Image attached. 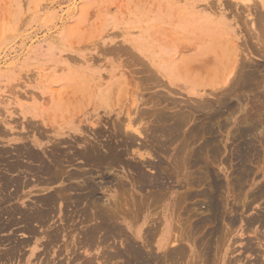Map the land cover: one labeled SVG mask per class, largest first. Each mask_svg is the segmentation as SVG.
I'll list each match as a JSON object with an SVG mask.
<instances>
[{
  "label": "rangeland",
  "instance_id": "obj_1",
  "mask_svg": "<svg viewBox=\"0 0 264 264\" xmlns=\"http://www.w3.org/2000/svg\"><path fill=\"white\" fill-rule=\"evenodd\" d=\"M262 13H264V0H0V129H2V132L0 131V149L6 151L7 153L10 147L11 149L14 148V142L6 143L7 140L9 138L19 137L21 135L18 133H23V135L25 134V136H28L29 139H35L40 144L39 147L34 145L36 147L34 148H38L36 151H38L39 153L41 152L40 154L47 161H49L48 157L50 153L52 151L54 153L56 152L57 155L55 158H58L59 162H61L58 165L59 169L61 170L62 167H64L62 169L64 171L70 170L69 173H78L79 176L77 179H79L81 182L84 180L85 182L87 181L88 183H90V185L92 184L91 187L95 192L94 195L95 197L97 196V199L95 198L96 200H93L95 201L94 204H96L95 209H97V211L101 213L104 211V209L106 210L109 208L107 212L104 211V213L101 214H103V216L105 214L108 215L107 217L105 215V218H115L116 220H111L115 225H119L121 223V226L117 227L119 229L121 228L122 232L124 231V229H126L123 232L124 235L130 237L129 239L131 241L133 240L132 243L134 241L136 243L138 242L137 246L136 243H134V245L140 250L143 249V247L139 244H143L144 241L138 238L137 235L141 231L144 232L145 229L148 230L151 225L153 226V224H151L152 222L150 223V226L149 224L147 225V223L155 218L156 221H153V223H155L153 227L158 226L159 229H157L158 231L156 230V235L153 234V236L155 235L154 241L150 238L149 240H152V243L150 242V245H152L153 247V253L155 254L157 252V254L159 253V256L161 255L160 251H155V247L160 230L164 226L166 219H168V223L171 224V230L173 229V227L176 228V225L179 226V229L178 227L176 229L180 231L173 229L172 233H174L175 235H182V239L185 238V241L183 240L181 242L178 241L177 243H175L176 245L179 243L183 250L185 249L186 251H188L187 253L186 251L184 252L183 255L184 257L186 255V257L181 259L180 264H187L188 262H191V255H194L193 257L195 259V251L200 252L199 250H201V248L205 246L204 243L208 240H211L208 241L209 248H213V251L208 248V251H211L209 255V257L211 256V258H208V256L206 257L201 254L204 251L202 249L200 254L203 255L202 257H204V260L203 258L199 259L196 256L197 259H195V264H202V260L204 262L207 261L209 264H223L227 259L228 264H231L229 262L231 260L233 261L234 259L238 261H236V263H233L235 261L234 260L232 262L233 264H244L246 262H249L250 264H261L262 262L263 264L264 228H262L256 221L257 219H261L260 214L264 215V16L262 15ZM256 22H258V24ZM252 23H254L253 26ZM259 36L261 39L259 38ZM166 39L169 40L166 41ZM164 41H169L170 44L164 43ZM172 43L174 44V46L172 45ZM227 45H232L235 50L237 49V52L234 51L233 55ZM177 46L180 47L179 50ZM121 48H128L130 51H132V53L141 57L142 52L151 59H157L158 57L163 56L168 59L174 58L175 60L179 58L178 55H175V52H177L178 50V52H180L181 54L179 56L191 57L190 60L194 62L196 60V63H193L194 66H192L193 74L185 77V80L187 82L184 83L188 86L186 88L187 90L182 88L183 82H180L179 84V86L181 85V87L170 86V88L172 87L171 89H167L163 86L157 87L155 89L148 88L147 84L144 83L140 74L136 73L137 71L135 72L136 67L127 65L126 60H128V55H126ZM115 49L117 50V52H115ZM118 50H120L121 52ZM175 56L177 58H175ZM197 57L199 60L197 59ZM231 57L232 59L228 61ZM236 61H239V63H236ZM221 62H223L222 65H220ZM233 63L237 64L236 67H238L239 64L240 69L242 66H244L242 68L244 70H247L249 73L247 72L246 74V71H244V78H239V81L237 80V76L236 80L232 81V85H229V82L226 85H222L221 83H219L221 79H218V75L223 71L222 66L230 67L231 65H234ZM91 69L100 73L102 76H105L103 78H106V75L112 72L115 74L116 79H122V83H118V87L120 88L118 89L119 98H117L114 102V106H111V109H113L114 111L109 114H105V111L103 109H98V107L96 112L93 110L94 102H92L87 92L89 83L86 80L78 77L79 73L84 74V77L86 78V75L89 74ZM240 69L238 67V70ZM247 75L249 77L251 76V78H249ZM246 76L249 80H251H247L245 82L246 85H241V83L246 80ZM190 84L200 86L198 88L200 90V95H202V93L204 92L201 91L203 90L202 88H204L206 92L201 98L195 97V95H190L188 93V91H190ZM213 87H219V89L212 92L211 90L214 89ZM172 89H174V92L172 91L173 93L171 92ZM152 93H159L160 95L166 96L168 99H175L177 100V102L182 101L181 103L179 102V106H177L175 109L169 110L168 112L176 111L178 109L181 110L183 108L184 109L182 111H185V108L188 109L189 107L192 113L195 112L194 114H191L190 117L193 116V118H190L189 120V126L192 129L188 130L187 126H185L186 129L184 127L183 130L185 129V131L187 130V132L189 131V133L192 130V132L189 134L191 137L193 132L195 131L193 137L197 138V140H193L194 138L191 137L188 140V133H184H186L187 137L185 138L187 142L193 140V142L190 143H194V141H196L195 143L198 146H196L195 143L194 145L190 144L192 147L191 148L189 144H186L187 142L185 138H183L185 140L184 143H180L179 145V147L182 145L184 150L182 148H177V144L181 142L182 138H180L181 140H179V142L177 141V139L175 142H166L168 145L165 143V141H167V138L165 135L164 136L166 139L162 137V135L160 134L161 131L158 127L160 125H158V122L153 121L154 117H152L151 114L152 112L154 113L155 109H161L165 105V103L162 104V107L160 106L161 108L157 107V105V108H155V105L153 106L154 102L149 99ZM131 98L133 99L132 102L130 100ZM219 98L223 100L220 101ZM185 99H187L188 102ZM196 99H199L197 100L199 101V103H205H203L205 105V109L201 108L203 110L200 109V111L195 109L197 112L193 110V106L197 102L194 101ZM191 100H193L194 103ZM133 102H135V105L132 107ZM208 102H211L212 105L214 104L215 108H217L218 110L216 109L217 111H214V106L213 110L211 103L208 104ZM220 102H222V104ZM185 104H192L193 106L191 105L188 107V105L185 106ZM203 104L200 106L202 107ZM138 105H140V108L146 110L145 112H147L148 116L144 121L141 122L146 123L145 127H148L147 129L149 131H145L147 133L143 132L142 136L140 137L134 134V137H136L137 139L134 138V145H128L129 148H127V150V146L122 141V136H124L123 132L120 133V136L123 134L121 136V140L120 136H117L116 133H118V130L120 131L121 129L118 126L119 123H124V121L126 123L127 118L125 117L127 115L124 114L126 112L125 108H130L126 113L130 114L129 117H133L134 112L136 111L135 107ZM208 105L211 107H208ZM206 106L209 110H206ZM117 107L118 109H116ZM211 108L216 113H213V111L210 110ZM206 111H208L207 113L211 114L206 115ZM116 112L119 113L116 114ZM122 114H124L125 117ZM2 121L14 127V134L8 131V128L2 124ZM69 123H72L74 127H80L81 129H83L82 132L70 133L71 135L69 134V137L67 134L61 136L51 131V129L54 127ZM115 123H118L116 127L114 126L116 125ZM143 123L139 124H142L143 126ZM152 123L153 125L155 124L154 127L156 126L158 128L157 130H154L153 126V129L150 128ZM35 127H37L36 130L34 129ZM117 127H119L120 129ZM116 128L118 129L117 132L114 131L116 130ZM151 129L152 131H154V133L160 136H155V134H152L153 132L151 131ZM64 130L67 131L68 129ZM157 131L160 132L157 133ZM35 132L37 134H35ZM102 132H104V135ZM243 132H246L247 134H244ZM94 133H96V135H94ZM150 135H153V137H148ZM115 137H117V139ZM83 138L86 139L83 140ZM66 139L69 143L65 142L67 141ZM96 139H98V141ZM145 139H148L149 141L152 140V142L150 141L151 143L147 140L150 143L149 147L147 148L145 146L148 144V142ZM69 140H71V143ZM109 140L111 141V143ZM119 140L122 142V145ZM62 141H64L65 144ZM112 141H114L113 144ZM57 142L62 143H60V145H57ZM209 142L211 143L209 144ZM90 143L95 146L93 147ZM108 143L109 146H105V144ZM144 143L147 144L143 146ZM73 144L75 145L74 147L77 148H74V152L73 148L70 147L73 146ZM83 144H87L86 146L88 148L92 147L91 149L87 148V150H91V152L92 150L97 149V153L98 149H100L101 151L99 150L98 153L99 155H102L103 159L106 160V163H109L108 167H102L100 162L101 160L99 161L95 158H92L93 160L91 162L89 159H91L93 153H91L90 151L89 153L91 154L88 155V158H90H87V161H81V159L78 157L81 155L83 150H85V148L83 147L86 146H84ZM169 144L171 145L169 146ZM202 144L205 145L203 146ZM66 145L68 147H66ZM89 145L91 146L89 147ZM115 145L117 147H113ZM104 146L107 148H104ZM189 147L192 151L189 150ZM203 147L205 149H203ZM11 149L9 150V152H11ZM111 149H115V152ZM119 149L121 151H118ZM195 150L197 151L195 152ZM70 151L72 154L70 153ZM116 151H118L119 155L116 154ZM179 151L181 154L179 153ZM189 151L192 152V155L194 152V155L197 153L196 157L192 156ZM112 152H114V154H112ZM60 153L64 156V158ZM77 153L79 154V156ZM103 153H106V155H103ZM110 153L111 155H109ZM173 153L175 154V156ZM186 153L190 155L188 156L186 155ZM75 154H77L76 157L78 156L77 158L75 157L76 159L73 158ZM138 154H142L143 157H139ZM176 155H179V157ZM107 157H109V159ZM174 159L176 160V164L178 161V165L174 163ZM143 160L146 162H144ZM183 160L184 162H182ZM132 161H134L135 163V173H132L134 172ZM95 162L98 163V165L95 164ZM190 162L193 164H191ZM76 163H78V165ZM136 163H141L142 165L140 164L141 166H138ZM195 163H197L198 165H194ZM136 168H140L141 171H139L143 174L144 177L158 178L159 176H163L162 179L161 177H159L161 180L158 179L160 182H162V184L159 182L161 189H150L149 187L146 188V186L144 185L142 186L143 188L139 189V187H141L140 185L145 182L139 180V171L137 173ZM212 176L214 179L212 178ZM239 176H241V179ZM194 177L197 180L193 179ZM44 178L45 177H42V180H40L44 181ZM120 178L122 181L120 180ZM131 178H133V180ZM136 178L138 179V181ZM191 179L195 181L199 180L198 184H195V186H193L192 182L194 181H191ZM79 180L78 183L81 187L82 184H84V181L81 184ZM64 181L65 184L68 182L66 180ZM73 181V183L72 181H69V184L72 183L71 185L74 186L75 180ZM106 181L109 183H107ZM61 182L63 183V181H57L55 182L56 184H39L37 187H26L27 189L23 188V190L20 191L21 193H18V196L21 200H19L20 203L17 201H11L10 204L14 203V205L16 204V206L19 205L20 207H24L25 205H30L29 203L31 201L32 205L38 207L39 204L37 201L43 198V195L45 196L46 194V196L52 195L55 197L56 195L57 197L58 195H60L62 199L58 197L59 201L55 203V207L57 208H53L54 210L52 211V214L54 216L51 214L52 216L49 220L50 222L48 221L45 225L41 226L40 229L38 225H33L34 227L36 225L37 229L43 233V238L40 240L42 243L45 242L44 240H46V237L44 235L48 234V232L50 231V229H48L47 227H52L55 229L56 237L58 238V240L60 239L59 241H55V247L53 249L58 254V259L55 260L56 262L57 260L58 262H60L63 259L62 257L64 256L63 261H61L63 264H79L80 262L84 261L85 256H87L86 258H91L96 255L98 256L99 253L97 254V252L102 251L101 249L106 251L108 250V248L105 247L104 249L103 246L100 245L99 247L94 248L95 251L92 252L90 250L85 254L83 248L75 246L74 240L79 241L82 231L88 227L94 226L99 220L95 218L93 220L94 216L92 215V213H85L83 211L84 208H80L83 207L84 204L77 206V208L72 205L74 204L72 203L73 199H70V196H68L70 192H67L66 194L62 192V188L65 184L63 183L64 185H62ZM187 183L191 184L192 186H189ZM77 184H75L76 187L79 186V184ZM218 184L220 185L217 186ZM196 185L198 186L196 187ZM116 186L118 187V190L120 187H122V190L120 189V194H123L122 196L118 194L119 192L118 190H116ZM65 187L66 186H64V188ZM104 189L107 190L104 191ZM188 189L193 190L189 192ZM86 190L87 189L80 190V192L82 191L81 193L83 194L77 192L81 199L87 192ZM124 190L126 193L122 192ZM186 190L188 191V193ZM197 190L199 192L206 190L205 194L207 195V198L204 197L203 199L207 201H204L202 197L198 198V196H195ZM77 191H79V189ZM54 192H56L57 194ZM116 192H118L117 194L120 196V199L117 198L119 196L115 194ZM193 192L195 193L193 194ZM211 193L212 195H209ZM189 195H191V198ZM193 195L197 198H192ZM213 195H215V197ZM107 196H112L117 199L113 200L115 202H110L109 200H107ZM185 196H187L189 200H187ZM57 197L55 200H58ZM98 197L101 198L99 199ZM109 197L108 199H110ZM128 197H131V199L129 200ZM184 197L187 201H185ZM102 200L104 201V203ZM128 200L131 201V205L134 204L133 206H131L132 208L130 207ZM194 200L196 203L194 202ZM23 201L29 202L24 203ZM61 201H64L63 204L61 203ZM123 201L125 202L126 206L124 205ZM126 201L128 204L126 203ZM90 202L91 201H89V203ZM212 202L213 206L215 204V207L218 208H214L215 210L213 209L214 211H216V214H214L215 212H213L212 209L210 210L208 207L210 204H212ZM175 203H178V205ZM219 203L221 206L219 205ZM65 204L67 205L65 206ZM6 205H9V203ZM107 205L109 206L108 208ZM128 206L129 208H125ZM138 206H141V208H139ZM188 206H196V208L192 207L193 211L197 210L196 213H194L192 210H188L189 215H192L190 216L192 219L190 217L189 219H186V217L188 218L189 216L187 211V209H189ZM62 207H65V209L67 207L68 208L67 210H65L64 208L62 209ZM59 208H61L60 212L58 211ZM223 208L226 210V212H224L225 210ZM117 209H120L119 212L117 211ZM109 210H112L113 212L116 210V214L112 213V211L110 212ZM126 211L129 212H127L126 214ZM83 213H85L87 218H85L86 220H82L81 222L78 215ZM194 214L196 215L194 216ZM213 214L216 217H214ZM70 215L71 217H69ZM157 215L158 219L160 217V219L163 220L161 221L159 219V221L157 222ZM61 216H64V219L61 218ZM205 216L208 220H211L212 223H206L205 225H203V227L200 225L202 227L201 229L199 226V228L201 229L200 230L195 221L200 217L207 220ZM211 216L214 217L213 220ZM68 217L71 219L69 220ZM74 218L76 219L73 220ZM177 219L179 220L181 225L180 223H177ZM118 220L120 221V223ZM208 220L207 222H210ZM71 223L73 226L70 225ZM87 223L89 226L87 225ZM174 223L176 224L174 225ZM210 224L212 225L210 226ZM216 224L217 226H219L217 227ZM122 225H125V227H123ZM190 225H193V227L195 225L196 227H194V229L198 228V231L195 229V232H192L193 234H190L191 237L189 238V236H187L189 232L186 233L183 230L185 228L187 229L188 226L187 231H189ZM70 227H72L71 229L73 230H71ZM77 227H80V229ZM142 228L144 230H142ZM12 229H14L15 234L16 231H19L16 236L18 235L19 238L25 239V235H19L23 233L19 226H14ZM81 229L83 230L81 232H78ZM208 229L210 232L208 231ZM217 230L220 233L217 232ZM77 232L80 234H78ZM183 233H186L187 235H184ZM141 234L143 233L141 232ZM76 235L78 236L76 237ZM201 235L204 237L202 238ZM0 236H2V234H0ZM60 236L62 237L60 238ZM153 236L150 237L153 238ZM254 236H256L257 238ZM188 238L191 239V241L189 240L190 243L188 242ZM258 238L259 240L261 238V240L259 241ZM196 239H199L198 241L200 243L203 242V246L200 243L196 244ZM138 240L141 242H139ZM67 241L68 243H66ZM192 243H195V246H193ZM213 243L215 244L214 247L212 245ZM219 243L221 245H219ZM198 244H200L202 247L198 246ZM256 244H258V246ZM150 245L145 246V244H143L144 252L146 251L147 254L148 252L152 253V251L150 252ZM191 245L195 248V250L191 248ZM216 245L219 249L216 247ZM116 246V248H120L121 244H116ZM196 246L198 247L197 249H199L200 247L201 248L197 250ZM248 247L249 250H247ZM98 248H100L99 251H96V249L98 250ZM121 248L123 249V246ZM171 248L172 247L168 249ZM3 249L4 247L0 246V250ZM216 249L218 250V252L216 251ZM24 250L27 249L24 248ZM254 250L257 251L254 252ZM81 252L84 254H81ZM141 252L144 253L143 250H141ZM211 253L214 256H212ZM72 254L77 255L78 261L75 259V261H72ZM78 254L80 256H78ZM43 256L44 255H42V257ZM20 258H23L22 261L12 260L8 264H25V256L22 255V257ZM197 260L199 262H197ZM211 260H213L214 262H212ZM98 263L102 264L99 259L94 264ZM0 264L3 263H1L0 261Z\"/></svg>",
  "mask_w": 264,
  "mask_h": 264
},
{
  "label": "bare ground",
  "instance_id": "obj_2",
  "mask_svg": "<svg viewBox=\"0 0 264 264\" xmlns=\"http://www.w3.org/2000/svg\"><path fill=\"white\" fill-rule=\"evenodd\" d=\"M257 2V1H256ZM262 15L264 16V13H262ZM257 16V15H256ZM259 17H261V16H259ZM258 18V17H257ZM257 24H258V22H256ZM256 24V25H257ZM254 25V23H252V26ZM182 28V27H181ZM254 28H256V27H254ZM159 29V28H158ZM183 29V28H182ZM182 29H180V30H182ZM184 29H185V27H184ZM170 30V29H169ZM255 30V29H254ZM176 31V30H175ZM156 36V35H155ZM156 38V37H155ZM165 38V37H164ZM259 38H260V36H259ZM263 38V37H262ZM158 39V38H157ZM261 39V38H260ZM167 40H169V39H166V41ZM157 41V40H156ZM159 42V41H158ZM164 43H169V41L168 42H165L164 41ZM170 44V43H169ZM181 44V43H180ZM184 44V43H183ZM168 45V44H167ZM172 45L174 46V44L172 43ZM119 46V45H118ZM117 46V47H118ZM170 46V45H169ZM172 46V47H173ZM175 46H176V44H175ZM112 47V46H111ZM121 47V46H120ZM227 47H229V50H231V52H232V54L234 55V51L235 52H237V49L235 50V48H233V46L232 45H227ZM123 48V47H122ZM121 48V49H122ZM176 48V47H175ZM177 48H178V50L180 49V47H178L177 46ZM176 48V49H177ZM116 49H118V48H116ZM115 49V50H116ZM120 49V50H121ZM181 49H183V48H181ZM227 49V48H226ZM120 50H118V51H120ZM178 50H177V52H175V55L177 56L178 55V57L179 58H177L176 56H175V58H177V60H175L174 58H170V59H168V58H166V57H163V56H161V57H158L157 59L156 58H148L147 57V55L146 54H143L142 52H141V54H142V57L141 56H138V55H135L134 53H132V51H130L128 48H124V49H122V51H124L125 52V54L126 55H128V57H127V59L128 60H126V63H127V65H130V66H134V67H136V69H135V72L136 73H138V74H140V76H141V78L143 79V81H144V83H146L147 84V86H148V88H151V89H155V88H157V87H165V88H167V89H171L170 88V86H175V87H178L179 86V84H180V82H183V89H186L188 86L184 83V82H187L186 80H185V77H187L188 75H190V74H193L192 72H193V69H192V66H194V64L193 63H196V60H195V62L194 61H191L190 60V58L191 57H183V56H179V55H181L180 54V52H178ZM140 51H141V49H140ZM113 52H114V50H113ZM115 52H117V50L115 51ZM121 52V51H120ZM124 52H123V54H124ZM117 54V53H116ZM146 55V56H145ZM195 59V58H194ZM197 59H198V57H197ZM232 59V57L228 60V61H230ZM199 60V59H198ZM238 60V59H237ZM222 63L223 62H221L220 63V65H222ZM236 63H239V61L237 62L236 61ZM235 63V64H236ZM234 64V63H233ZM231 65L230 67H227V66H222V68H223V71H222V73L221 74H219L218 75V73H217V75L219 76L218 77V79H221L220 81H219V83H221L222 85H226L228 82H229V85L231 84L232 85V81L234 80H236V77H237V80H239V78H244V75H245V72L244 71H246V74H247V70H244L242 67H244V66H242L241 67V69L243 70V72H242V70L240 69V66H239V64H238V67H239V69L240 70H238V67H236L237 66V64L236 65ZM194 68H197V67H194ZM241 72V73H240ZM238 73V74H237ZM249 73V72H248ZM256 73V72H255ZM250 74H251V72H250ZM248 76V75H247ZM246 76V77H247ZM78 77L79 78H81V79H83V80H86L88 83H89V86H88V96L91 98V100H92V102H94L93 103V110L96 112L97 111V107H98V109H103L104 111H105V114H109V113H111V112H113L114 110L113 109H111V106L114 104V102L116 101V99L117 98H119L118 97V89H120L119 87H118V83L119 82H121L122 83V79H120V78H115V74L114 73H112V72H110V73H108L107 75H106V78H103V77H105V76H102L100 73H98V72H96L95 70H90V72H89V74L88 75H86V78L84 77V74H79L78 73ZM249 77V76H248ZM248 77L246 78V80L243 82V83H241V85L242 84H244V85H246L245 84V82L247 81V80H249L248 79ZM73 78V77H72ZM249 78H251V76L249 77ZM188 79V78H187ZM196 79V78H195ZM166 80V81H165ZM197 80H198V78H197ZM208 80V79H207ZM242 80H244V79H242ZM251 80V79H250ZM249 80V81H250ZM206 81V80H205ZM214 81V80H213ZM212 81V82H213ZM230 81H231V83H230ZM240 81V80H239ZM238 81V82H239ZM242 82V81H241ZM130 83V82H129ZM237 83V82H236ZM240 83V82H239ZM238 83V84H239ZM258 83V82H257ZM196 84H197V82H196ZM204 84V83H203ZM214 84V83H213ZM216 84V83H215ZM220 84V85H221ZM207 85V84H206ZM221 85V86H222ZM228 85V86H229ZM221 86H220V88H221ZM235 86H238V85H235ZM253 86V85H252ZM132 87V86H131ZM179 87H181V85L179 86ZM190 91H188V93L190 94V95H195V97H199V98H201L202 96H203V94L206 92L205 91V89L204 88H202L203 90H201V91H204L203 93H202V95H200V90L198 89L200 86H196V85H193V84H190ZM203 87H204V85H203ZM244 87V86H243ZM214 88V87H213ZM232 88V87H231ZM241 88V87H240ZM247 88V87H246ZM219 89V87L218 88H214V89H212L211 91L212 92H214V91H216V90H218ZM125 90V89H124ZM187 90V89H186ZM170 91V90H169ZM174 92V89H172L171 90V92ZM224 91H226V90H224ZM172 92V93H173ZM162 93V92H161ZM119 94H121V93H119ZM134 94V93H133ZM177 94V93H176ZM179 94V93H178ZM254 94V93H253ZM257 94V93H256ZM221 95V94H220ZM79 96V95H78ZM86 96V95H85ZM133 96V95H132ZM124 97V96H123ZM221 97V96H220ZM244 97V96H243ZM132 98H134V97H132ZM130 99L131 100V102H132V100L133 99ZM186 98H188V97H186ZM218 98V97H217ZM152 102H154L153 103V106L155 105V108H157V107H162V104L163 103H165V105L161 108V109H155V111H154V113L152 112L151 114H152V117H154V120L153 121H156V122H158V125H160V126H158L159 127V130L161 131H157V133L158 132H160V134L162 135V137L164 138V139H166L167 141H165V143L167 142H169V143H171V142H175L177 139V141L179 142V140H181L180 138H182V140H183V142H182V140H181V142H179V144H177V148L179 149H183V146L181 147H179V145H180V143H184V141L186 140V138L185 137H187L186 136V133H184V132H187V130L185 131V129H186V127L185 126H187V128H188V130H190V129H192L190 126H189V120H190V118H193V116L192 117H190L191 116V114H194L195 112H191V110L189 109L190 107L189 106H191V105H189V104H185V106H187L188 105V109L187 108H185L186 110L185 111H182L183 109H178V110H176V111H172V112H168L169 110H172V109H175L177 106H179V104L182 102H180L179 100V102H177V100H175V99H168L166 96H164V95H160L159 93H152L151 94V97L149 98ZM192 99H194V98H192ZM220 99V98H219ZM219 99H218V102H219ZM120 100V99H119ZM121 100H122V98H121ZM120 100V101H121ZM185 100H187V99H185ZM184 100V101H185ZM197 100H199V99H196V100H194L195 102L197 101ZM221 100H223V99H220V101ZM255 100V99H254ZM191 101H193V100H191ZM194 101H193V103H194ZM217 101V100H216ZM122 102V101H121ZM120 102V103H121ZM136 102V101H135ZM135 102H133V105H132V107L135 105ZM148 102H149V100H148ZM151 102V103H152ZM187 102H188V100H187ZM243 102V101H242ZM143 103V102H142ZM186 103V102H185ZM192 103V102H191ZM204 102H201V103H199V101H197L196 103H195V105L193 106V110H199L200 111V109L201 108H204L205 109V103L203 104ZM211 103V102H210ZM209 102H208V104H210ZM221 104H222V102H220ZM132 104V103H131ZM130 104V105H131ZM203 104V106L201 107L200 105H202ZM229 104V103H228ZM156 105H157V107H156ZM211 105H212V103H211ZM114 106V105H113ZM121 106V105H120ZM185 106H181V107H185ZM213 106H214V108H215V105L213 104L212 105V108H213ZM240 106V105H239ZM131 107V106H130ZM180 107V108H181ZM208 107H211V106H209L208 105ZM208 107L206 106V110L208 109ZM219 107V106H218ZM212 108L210 109L211 111H213L214 110V108H213V110H212ZM230 108V107H229ZM116 109H118V107L116 108ZM126 110V112H127V110L128 109H130V108H125ZM134 109V108H133ZM132 109V110H133ZM135 109H136V111L134 112V116L133 117H129L130 116V114L129 113H124V114H126L127 116L125 117V115L124 114H122V115H124V117L125 118H127L126 119V123H125V121H124V123H119V127L121 128H119V127H117V128H119L120 129V131L116 128V130H114L115 129V127L117 126V124L116 125H114L115 127H114V131H116L117 132V130H118V133H116V135L117 136H120V133H122L123 132V134H124V136H122V141L124 142V144L127 146L126 147V149L127 148H129L128 147V145H132L135 141V139H137L136 137H134V134L135 135H138L139 137L140 136H142V134H143V132H145V131H147L148 129V127L146 128L145 126H146V123H143V122H141V121H144L145 120V118L148 116L147 115V112H145L146 110H143L142 108H140V105H138V106H136L135 107ZM191 109H192V107H191ZM217 108H215V110L214 111H217L216 110ZM131 110V111H132ZM192 110V111H193ZM195 110V111H196ZM201 110H203V109H201ZM209 110V109H208ZM148 111V110H147ZM213 111V113H216V112H214ZM130 112V111H129ZM189 112H191V113H189ZM197 112V111H196ZM208 111H206V115H208V114H211V113H207ZM84 113V112H83ZM104 113V112H103ZM119 112H116V114H118ZM131 113H133V112H131ZM150 113V112H149ZM212 113V114H213ZM82 115V114H81ZM121 115V116H122ZM150 115V114H149ZM214 115V114H213ZM215 116H216V114H215ZM227 116V115H226ZM120 117V116H119ZM150 117V116H149ZM210 117V116H209ZM78 118V117H77ZM116 118V117H115ZM101 119V118H100ZM194 120V119H193ZM118 121V120H117ZM150 121V120H149ZM152 121V122H153ZM146 122V121H145ZM210 122V121H209ZM98 123V122H97ZM139 123H143V126H142V124H139ZM154 123V122H153ZM153 123H152V125H151V127L150 128H152V126H153V128H154V130H157L158 128L156 127V129H155V127H154V125H153ZM206 123V122H205ZM2 124L4 125V126H6L7 128H8V131L9 132H11V133H13L14 134V127H12V126H10L9 124H7L6 122H3L2 121ZM21 124H22V122H21ZM32 124V123H31ZM38 124V123H37ZM113 124V123H112ZM136 124H139V125H136ZM192 124V123H191ZM207 124V123H206ZM20 125V124H19ZM39 125V124H38ZM196 125V124H195ZM251 125V124H250ZM32 126V125H31ZM37 126V125H36ZM51 126V125H50ZM92 126H93V124H92ZM113 126V125H112ZM138 126H140V127H138ZM142 126V127H141ZM192 126V125H191ZM252 126V125H251ZM257 126V125H256ZM53 127V126H52ZM85 127V126H84ZM185 127V129L183 130V128ZM21 128H23V127H21ZM152 128V129H153ZM199 128V127H198ZM197 128V129H198ZM247 128V127H246ZM252 128V127H251ZM35 130L37 129V127H35L34 128ZM64 129H68L67 131H65ZM123 129V130H122ZM152 129H151V131H152ZM255 129H256V127H255ZM259 129V128H258ZM39 130V129H38ZM37 130V131H38ZM82 130L83 129H81L80 127H74V125L71 123H69V124H62V125H60V126H57V127H54V128H52L51 129V131L53 132V133H56V134H59V135H61V136H64V135H68L69 136V134L70 133H80V132H82ZM91 130V129H90ZM211 130V129H210ZM246 130V129H245ZM244 130V131H245ZM261 130V129H260ZM0 131L2 132V129H0ZM36 131V132H37ZM96 131H98V130H96ZM149 131V130H148ZM147 131V132H148ZM150 131V132H151ZM202 131V130H201ZM242 131V130H241ZM255 131V130H254ZM258 131V130H257ZM0 132V133H1ZM4 132V131H3ZM35 132V134H37ZM99 132H101V131H99ZM147 132H145V133H147ZM153 133L152 134H155V136L156 135H158V134H156V133H154V131H152ZM156 132V131H155ZM192 132V130L190 131V133ZM195 132V131H194ZM194 132H193V134H194ZM198 132V131H197ZM253 132V131H252ZM256 132V131H255ZM260 132V131H259ZM103 133V135H104V132H102ZM101 133V134H102ZM188 133V140H189V138L191 137L189 134V131L187 132ZM199 133H201V132H199ZM244 133V132H243ZM246 133V132H245ZM244 133V134H245ZM5 134H6V132H5ZM18 134H20L21 136H19V137H13V138H9L8 140H7V142L6 143H9V142H14V148H12L11 149V147H10V149H11V152H9V150H8V152L6 153V151H4V150H2V149H0V234H2V236H0V246L1 247H4V249L3 250H0V261H1V263H3V264H8V263H10L12 260L14 261V260H16V261H18V260H21L22 261V259L24 258H20V257H22V255H24L25 256V264H63L61 261H63V259H64V256L61 258L62 260L60 261V262H58V260H57V262L55 261L56 259H58V254H57V252L56 251H54L53 249H54V247H55V241L56 240H58V238L56 237V232H55V229L54 228H52V227H47L48 229H50V231L48 232V234H45L44 236L46 237V240H44L45 242H41L40 240L43 238L42 237V235H43V233L41 232V231H39L38 229H37V227H36V225H38V227H39V229H40V227L41 226H43V225H45L49 220H50V218H51V216L53 215L52 214V211L54 210L53 208L56 206L55 205V203L57 202V201H59V198L58 197H60V199H62V197L60 196V195H58V197H57V195H56V197L58 198V200H55L56 199V197L55 196H52V195H47L46 196V194H45V196L43 195L42 197L43 198H41L40 200H38V199H36V200H38L37 202H38V207L37 206H35V205H32L31 204V201H30V205H25L24 207H20L19 205L18 206H16V204L14 205V203L13 204H10V202L12 201H17V202H19L20 203V198H19V194L18 193H21L20 191L21 190H23V188H26V187H37L39 184H44V185H48V184H56L55 182H57V181H63V183L65 182L64 180H66V181H68L65 185L62 183V185H64V186H66L65 188H64V186H63V188H62V192L63 193H69L70 192V194H68V196H70V199H73V201H72V203H74V204H72V205H74L76 208H77V206H79V205H81V204H84V206L83 207H80V208H84V212L85 213H87V212H90V213H92V215L94 216H92L93 217V220H94V218L95 219H98L99 221L94 225V226H92V227H88L89 225H88V223H87V227L88 228H86V229H81L80 231H78V232H81L82 230V234H81V238L79 239V241H75L74 240V242H75V246H77V247H79V248H83L84 249V252H85V254H86V252H88V251H95V249L94 248H97V247H99L100 245L101 246H103V248L105 249V247L106 248H108V250H106V251H104L103 249H101L102 251H104V252H102V251H100V252H97V254L99 253V255L97 256H94V257H91V258H86L87 256H85V259H84V261H82V262H80V263H82V264H94L95 262H97V260L99 259L100 260V262L102 263V264H110V263H112V264H173V263H175V264H180L181 263V259L182 258H185L186 257V255H185V257H184V252L186 251L185 249L183 250L182 248H181V245H179V243L176 245L175 243H177L178 241H183L184 239H182V235H180V234H178V235H175L174 233H172V230L173 229H175V230H177V231H180V230H178L179 229V226L178 225H176L175 227L177 228L178 227V229H176V228H174L173 227V229L171 230V224H169L168 223V219H166V221H165V224H164V226L161 228V230H160V233H159V237H158V239H157V243H156V247H155V251H160L161 253V255L159 256L158 254H157V252L154 254L153 253V247H152V245H150V242L152 241H150L149 240V238L150 239H153V241H154V237H155V235L157 234V232H156V230L157 229H159L158 228V226H156V227H153L154 226V224L155 223H153V221L155 220V218L154 217H152V218H154L152 221H149V223H147V225L149 224V226H150V223L151 224H153V226L151 227H149V226H147V227H149L148 228V230L147 229H145V231L143 232V231H141V230H139V231H141L143 234H141V232L137 235L138 236V238H140V239H142L143 241H144V243L143 244H145V246H149L150 245V252L152 251V253H149L148 252V254H147V252L145 253L144 252V246H143V244H139V245H142V247H143V249H141V250H143V252L145 253H142L141 252V250L138 248V247H136L138 244V242L136 243L135 241L132 243V241L129 239L130 237H128L127 235L125 236L124 235V231L126 230V229H124V231L122 232V230H121V228L119 229L118 227L119 226H121L120 224V221H119V225H115L114 223H113V221H111V220H114V219H112L111 217L110 218H105L104 216L106 215H104L103 216V214H101V213H104V211H108V205H107V208L108 209H104V211L103 212H99V211H97V209H95L96 208V204H94L95 203V201H93V200H96L97 198V196L95 197V192H94V190H92V187H91V185H90V183H88L87 181L85 182L84 180V184H82V182L79 180V179H77L78 178V176H79V174L78 173H69V171H64V170H62L64 167H62V166H64V165H62L61 167H62V171L59 169V164L61 163V162H59V160H58V158H55L56 157V152L54 153L53 151L50 153V155H49V157H48V160L49 161H47L46 159H44L43 158V156L38 152V151H36L37 149H35L36 147L34 146V145H36V146H40V144L35 140V139H29V137L28 136H25V134L23 135V133L21 134V133H18ZM179 134V135H178ZM193 134H192V137L191 138H194L193 137ZM247 134V133H246ZM257 134V133H256ZM259 134V133H258ZM262 134V133H261ZM23 135V136H22ZM38 135H39V133H38ZM41 135V134H40ZM71 135V134H70ZM93 135V134H92ZM94 135H96V133H94ZM166 136V138H165V136ZM196 135V134H195ZM198 135V134H197ZM263 135V134H262ZM121 136H120V140H121ZM154 136V137H155ZM158 136H160V135H158ZM199 136H200V134H199ZM1 137V136H0ZM5 137V136H4ZM70 137V136H69ZM148 137H153V135L151 136H148ZM179 137V138H178ZM251 137H252V135H251ZM258 137V136H257ZM34 138V137H33ZM67 138V137H66ZM116 139H117V137H115ZM135 138V139H134ZM145 138V137H144ZM156 138V137H155ZM154 138V139H155ZM162 138V139H163ZM183 138H185V140L183 139ZM199 138V137H198ZM250 138V137H249ZM259 138V137H258ZM69 139V138H68ZM80 139H81V136H80ZM84 139H86V138H83V140ZM112 139V138H111ZM110 139V140H111ZM151 139V138H150ZM153 139V138H152ZM262 139V138H261ZM67 140V139H66ZM76 140V139H75ZM97 141H98V139H96ZM109 140V141H110ZM119 140V142H121ZM146 140V139H145ZM148 140V139H147ZM146 140V141H147ZM161 140V139H160ZM193 140H197V138H194ZM193 140L191 141L190 140V142H193ZM264 140V139H263ZM70 141V143H71V140H69ZM78 141H79V139H78ZM115 141V140H114ZM114 141H112V144H113V142ZM149 141V140H148ZM147 141V142H148ZM151 142H152V140H150ZM149 141V142H150ZM156 141V140H155ZM2 142V141H1ZM63 143H64V141H62ZM62 142H60V143H62ZM65 142H68V140L67 141H65ZM82 142V141H81ZM89 142V141H88ZM108 142V141H107ZM117 142H118V140H117ZM116 142V143H117ZM148 142V146L144 143V145L143 146H145L146 148L147 147H149V145H150V143ZM158 142V141H157ZM160 142V141H159ZM177 142V143H178ZM186 142H187V140H186ZM190 142H187L186 144H193L194 145V143L196 142V141H194V143H190ZM203 142V141H202ZM205 142V141H204ZM213 142H214V140H213ZM258 142V141H257ZM5 143V142H4ZM60 143L59 142H57V145H60ZM69 143V142H68ZM110 143H111V141H110ZM115 143V144H116ZM166 143V144H167ZM211 142H209V144H210ZM3 144V143H2ZM53 144V143H52ZM65 144V143H64ZM91 144V143H90ZM93 144H94V142H93ZM102 144H103V142H102ZM164 144V143H163ZM200 144V143H199ZM208 144V143H207ZM252 144V143H251ZM56 145V146H57ZM63 145V144H62ZM84 145V144H83ZM87 145V144H86ZM86 145H84V146H86ZM92 145V144H91ZM91 145H89V147L91 146ZM109 146V143L108 144H105V146ZM119 145V144H118ZM121 145H122V142H121ZM134 145V144H133ZM168 145V144H167ZM171 144H169V146H170ZM172 145H173V143H172ZM188 145V146H189ZM195 145H196V143H195ZM203 145V144H202ZM202 145H201V148H202ZM205 145V144H204ZM203 145V146H204ZM215 145V144H214ZM219 145V144H218ZM43 146V145H42ZM50 146V145H49ZM55 146V145H54ZM75 145L73 144V146H70V147H72L73 148V152L75 151L74 150V148H76V147H74ZM93 146V145H92ZM95 146V145H94ZM93 146V147H94ZM104 146V148H107V147H105ZM186 146V145H185ZM187 146V147H188ZM196 146H198V145H196ZM210 146V145H209ZM256 146V145H255ZM35 147V148H34ZM51 147V146H50ZM66 147H68L67 145H66ZM69 147V148H70ZM101 147V146H100ZM111 147V146H110ZM113 147H117L116 145L115 146H113ZM120 147V146H119ZM140 147V146H139ZM174 147V146H173ZM190 147H191V145H190ZM189 147V148H190ZM252 147V146H251ZM264 147V146H263ZM1 148V147H0ZM42 148V147H41ZM56 148V147H55ZM58 148H60V147H58ZM83 148H85V150H83V152L81 153V155L79 156V154H78V158H80L81 159V161L83 160V161H87V158H88V155H90L91 153H93V154H96V155H93L92 154V157H91V159H89L91 162H92V158H95L96 160H101L100 162H101V166L102 167H108V164L109 163H106L105 161L106 160H104L103 159V157H102V155H99V150L100 149H98V152L96 153V150H92V152H91V150H89L91 153H89V151L87 150V146L86 147H83ZM92 147H90V148H88V149H91ZM96 148H97V146H96ZM103 148V147H102ZM124 148V147H123ZM143 148V147H142ZM192 148V147H191ZM191 148L189 149V150H191ZM255 148V147H254ZM54 149V148H53ZM63 149V148H62ZM66 149V148H65ZM64 149V150H65ZM71 149V148H70ZM77 149V148H76ZM94 149V148H93ZM193 149H194V147H193ZM195 149H197V148H195ZM203 149H205L204 147H203ZM202 149V150H203ZM208 149V148H207ZM41 150H43V149H41ZM59 150H61V149H59ZM81 150V149H80ZM79 150V151H80ZM112 150V149H111ZM115 150V149H114ZM114 150H112V151H114ZM128 150V149H127ZM184 150V149H183ZM186 150H187V148H186ZM202 150H199V151H202ZM49 151H50V149H49ZM101 151V150H100ZM118 151H121L120 149L118 150ZM118 151H116L117 153L116 154H118ZM136 151V150H135ZM178 151V150H177ZM181 151V150H180ZM180 151H179V153H180ZM192 151V150H191ZM197 150H195V152H196ZM198 151V152H199ZM110 152V151H109ZM115 152V151H114ZM114 152H112V154H114ZM132 152V151H131ZM186 152V151H185ZM190 152V151H189ZM188 152V153H189ZM194 152V151H193ZM194 152V153H195ZM204 152V151H203ZM202 152V153H203ZM251 152V151H250ZM44 153V152H43ZM58 153V152H57ZM66 153H68V152H66ZM70 153H71V151H70ZM89 153V154H88ZM101 153V152H100ZM123 153V152H122ZM142 153V152H141ZM183 153V152H182ZM192 152H190V154H191ZM194 153H193V155L192 156H195L196 157V154L194 155ZM61 154V153H60ZM72 154V153H71ZM77 154H75L74 155V157L73 158H75L76 157V155ZM121 154V153H120ZM174 154V153H173ZM181 154V153H180ZM190 154H187L186 153V155H190ZM59 155V154H58ZM62 155V154H61ZM67 155V154H66ZM69 155V154H68ZM103 155H106V153H103ZM109 155H111V153L109 154ZM119 155V154H118ZM123 155H125V154H123ZM139 155V157H143V155L141 154H138ZM198 155H200V154H198ZM197 155V156H198ZM206 155V154H205ZM255 155V154H254ZM63 156V155H62ZM70 156V155H69ZM115 156V155H114ZM122 156V155H121ZM174 156H175V154H174ZM176 156H178L179 157V155H176ZM187 156V157H188ZM202 156V155H201ZM204 156V155H203ZM71 157V156H70ZM76 157V158H77ZM102 157V158H101ZM177 157V158H178ZM181 157V156H180ZM258 157V156H257ZM63 158H64V156H63ZM62 158V159H63ZM75 158V159H76ZM108 159H109V157H107ZM111 158V157H110ZM177 158H176V160H177ZM183 158H185V157H183ZM202 158V157H201ZM65 159H67V158H65ZM64 159V160H65ZM70 159V158H69ZM127 159V158H126ZM141 159V158H140ZM146 159V158H145ZM178 159H180V158H178ZM188 159H190V158H188ZM196 159V158H195ZM200 159V158H199ZM239 159V158H238ZM125 160V159H124ZM129 160H131V159H129ZM134 160V159H133ZM175 160V159H174ZM176 160H175V164H176ZM181 160V159H180ZM179 160V161H180ZM203 160V159H202ZM70 161H71V159H70ZM123 161V160H122ZM144 161V160H143ZM66 162V161H65ZM72 162V161H71ZM89 162V161H88ZM119 162V161H118ZM130 162V161H129ZM144 162H146V161H144ZM182 162H184V160L182 161ZM188 162V161H187ZM193 162V161H192ZM256 162V161H255ZM73 163H74V161H73ZM82 163V162H81ZM125 163V162H124ZM123 163V164H124ZM127 163V162H126ZM132 163H133V167H134V172H132V173H135V163H134V161H132ZM139 163V162H138ZM138 163H136L138 166L142 163H140V164H138ZM159 163V162H158ZM191 163V162H190ZM201 163V162H200ZM77 165H78V163H76ZM75 164V165H76ZM84 164H85V162H84ZM94 164V163H93ZM95 164H97L98 165V163H96L95 162ZM94 164V165H95ZM185 164V163H184ZM188 164V163H187ZM191 164H193V163H191ZM197 163H195L194 165H196ZM72 165V164H71ZM80 165V164H79ZM129 165V164H128ZM142 165V164H141ZM140 165V166H141ZM176 165H178V161H177V164ZM198 165V164H197ZM196 165V166H197ZM100 166V165H99ZM127 166V165H126ZM137 166V167H138ZM153 166H154V164H153ZM95 167V166H94ZM116 167V166H115ZM199 167V166H198ZM68 168V167H67ZM99 168V167H98ZM130 168H131V166H130ZM129 168V169H130ZM158 168V167H157ZM164 168V167H163ZM200 168V167H199ZM96 169V168H95ZM106 169V168H105ZM113 169V168H112ZM133 169V168H132ZM137 169V173H138V171L140 170V168L138 169V168H136ZM142 169V168H141ZM198 169V168H197ZM242 169V168H241ZM240 169V170H241ZM72 170V169H71ZM86 170V169H85ZM163 170V169H162ZM161 170V171H162ZM81 171V170H80ZM101 171V170H100ZM111 171V170H110ZM132 171V170H131ZM141 171V170H140ZM140 171H139V173H138V177H139V180H141L142 182H145V183H143L142 185H140L141 187H139V189L140 188H143L142 186L144 185V186H146V188L147 187H149L150 189H154V188H159V189H161L160 187V183L162 184V182H160L158 179H160L159 177H161V176H159L158 178L156 177V178H148V177H144L143 176V174L142 173H140ZM243 171V170H242ZM93 172V171H92ZM98 172V171H97ZM144 172V171H143ZM240 172V171H239ZM112 173V172H111ZM127 173V172H126ZM198 173V172H197ZM211 173V172H210ZM101 174H102V172H101ZM159 174H160V172H159ZM163 174V173H162ZM189 174V173H188ZM100 175V174H99ZM107 175V174H106ZM111 175V174H110ZM158 175V174H157ZM164 175V174H163ZM194 175H196V174H194ZM116 176V175H115ZM134 176H137V175H134ZM187 176V175H186ZM192 176H193V173H192ZM237 176V175H236ZM42 177H45L44 178V181H41L42 179ZM86 177V176H85ZM118 177V176H117ZM121 177V176H120ZM137 177V178H138ZM163 177V176H162ZM162 177H161V179H162ZM188 177V176H187ZM199 177V176H198ZM201 177H202V175H201ZM209 177V176H208ZM207 177V178H208ZM240 177V179H241V176H239ZM87 178V177H86ZM103 178V177H102ZM135 178V177H134ZM136 178V179H137ZM185 178V177H184ZM212 178H213V176H212ZM234 178V177H233ZM237 178V177H236ZM41 179V180H40ZM100 179V178H99ZM112 179V178H111ZM132 180H133V178H131ZM160 179V180H161ZM193 179H195V180H197L195 177L193 178ZM202 179H203V177H202ZM214 179V178H213ZM212 179V180H213ZM73 180H75V184H77L78 183V180H79V182H81V184H82V186L80 187V184H79V186L78 187H76L75 186V184H74V186L73 185H71L74 181ZM76 180H77V183H76ZM82 180V179H81ZM106 180V179H105ZM118 180V179H117ZM120 180H121V178H120ZM119 180V181H120ZM131 180V181H132ZM188 180V179H187ZM195 180H192L191 179V181H194V182H192V184H193V186H195V184H198V181H195ZM200 180H201V178H200ZM238 180H239V178H238ZM69 181H72V183L71 184H69ZM118 181V182H119ZM122 181V180H121ZM137 181H138V179H137ZM185 181V180H184ZM189 181H190V179H189ZM207 181H209V180H207ZM103 182V181H102ZM107 182V181H106ZM160 182V183H159ZM181 182V181H180ZM187 182V181H186ZM203 182V181H202ZM243 182V181H242ZM241 182V183H242ZM107 183H109V182H107ZM127 183V182H126ZM190 183V182H189ZM189 183H187L189 186L191 185V184H189ZM209 183V182H208ZM213 183V182H212ZM58 184V183H57ZM77 184V185H78ZM101 184V183H100ZM111 184V183H110ZM113 184V183H112ZM128 184V183H127ZM131 184V183H130ZM185 184V183H184ZM186 184V185H187ZM216 184H217V182H216ZM114 185V184H113ZM132 185V184H131ZM134 185V184H133ZM199 185H200V182H199ZM203 185V184H202ZM211 185V184H210ZM213 185V184H212ZM215 185V184H214ZM220 184H218L217 186H219ZM42 186V185H41ZM164 186V185H163ZM166 186V185H165ZM192 186V185H191ZM198 185H196V187H197ZM59 187V186H58ZM57 187V188H58ZM62 187V186H61ZM109 187V186H108ZM111 187H113V186H111ZM153 187V188H152ZM212 187V186H211ZM216 187V186H215ZM82 188V189H81ZM95 188V187H94ZM100 188V187H99ZM116 188V190H118L117 188V186L115 187ZM213 188V187H212ZM12 189V190H11ZM27 189V188H26ZM79 189V191H77ZM83 189H87L84 193V196L82 197V199L80 198V196H79V194L77 193V192H80V190H83ZM120 189L122 190V187H120L119 188V190H118V192H116L115 194L117 195V196H122L121 194H120ZM239 189V188H238ZM54 190V189H53ZM56 190V189H55ZM96 190V189H95ZM107 190V189H106ZM105 189H104V191H106ZM108 190H109V188H108ZM112 190V189H111ZM148 190V189H147ZM158 190V189H157ZM189 190V189H188ZM193 190V189H192ZM192 190H189V192L190 191H192ZM210 190V189H209ZM263 190V189H262ZM40 191V190H39ZM60 191V190H59ZM145 191V190H144ZM187 191V190H186ZM195 191V190H194ZM204 191V190H203ZM203 191L202 192H199L198 190H197V193H195V192H193V194L195 193V196H198V198H200V197H202V199L204 198V197H206L207 198V195L205 194V191H204V193H203ZM208 191V190H207ZM215 191V190H214ZM28 192V191H27ZM49 192V191H48ZM56 192H58V191H56ZM56 192H54V193H56ZM73 192V193H72ZM82 192V191H81ZM80 192V193H81ZM122 192H125V190L124 191H122ZM141 192V191H140ZM157 192V191H156ZM211 192H213V191H211ZM47 193V192H46ZM53 193V194H54ZM72 193V194H71ZM119 195H118V194ZM126 193V192H125ZM124 193V194H125ZM160 193V192H159ZM187 193H188V191H187ZM217 193V192H216ZM29 194V193H28ZM57 194V193H56ZM81 194H83V193H81ZM114 194V195H115ZM132 194V193H131ZM144 194H146V193H144ZM178 194V193H177ZM190 194H192V193H190ZM183 195H185V194H183ZM209 195H212V193L211 194H209ZM113 196V195H112ZM112 196H107V200H109L110 202H112L113 200H115V199H120V196L119 197H117V198H114V197H112ZM145 196V195H144ZM190 196V198H191V195H189ZM194 196V195H193ZM192 196V198H197V197H193ZM214 197H215V195H213ZM232 196V195H231ZM264 196V195H263ZM66 197H67V195H66ZM108 197L110 198V199H108ZM112 197V198H111ZM124 197H127V196H124ZM136 197V196H135ZM159 197H160V195H159ZM179 197V196H178ZM186 198H187V200H189V198L187 197V196H185ZM184 197V199H185V201H187L186 200V198ZM210 197V196H209ZM213 197V198H214ZM217 197V196H216ZM96 198V199H95ZM99 198V197H98ZM101 198V197H100ZM99 198V199H100ZM129 198V200L131 199V197H128ZM155 198V197H154ZM182 198V197H181ZM213 198H212V200H213ZM254 198V197H253ZM264 198V197H263ZM23 199V198H22ZM104 199V198H103ZM123 199V198H122ZM133 199H134V197H133ZM158 199V198H157ZM258 199V198H257ZM20 200V201H19ZM29 200V199H28ZM128 200V201H129ZM177 200H179V199H177ZM201 200V199H200ZM199 200V201H200ZM204 201H207V200H205V199H203ZM234 200V199H233ZM89 201H91L90 203H89ZM103 201V200H102ZM101 201V202H102ZM117 201V200H116ZM143 201V200H142ZM158 201V200H157ZM157 201H156V203H157ZM183 201V200H182ZM202 201V200H201ZM208 201H209V199H208ZM24 202V201H23ZM22 202V203H23ZM29 202V201H28ZM28 202H24V203H28ZM63 202L64 201H61V203L63 204ZM106 202V201H105ZM109 202V203H110ZM113 202H115V201H113ZM133 202V201H132ZM139 202V201H138ZM177 202V201H176ZM179 202V201H178ZM184 202V201H183ZM182 202V203H183ZM194 202H195V200H194ZM237 202V201H236ZM255 202V201H254ZM9 203V205H6V204H8ZM71 203V202H70ZM103 203H104V201H103ZM123 203H124V205H125V202L123 201ZM126 203H127V201H126ZM129 203V205H130V207L131 206H133L134 204H130L131 203V201H129L128 202ZM127 203V204H128ZM151 203V202H150ZM152 203H155V202H152ZM196 203V202H195ZM235 203V202H234ZM240 203V202H239ZM36 204V203H35ZM68 204V203H67ZM67 204H65V206L67 205ZM98 204H100V203H98ZM142 204H143V202H142ZM175 204H177L178 205V203H175ZM207 204H208V202H207ZM69 205V204H68ZM114 205H116V204H114ZM122 205V204H121ZM135 205H136V203H135ZM149 205V204H148ZM190 205V204H189ZM219 205H220V203H219ZM63 206V205H62ZM70 206V205H69ZM118 206V205H117ZM117 206H116V208H117ZM120 206V205H119ZM126 206V205H125ZM143 206V205H142ZM152 206V205H151ZM186 206H187V204H186ZM200 206V205H199ZM202 206V205H201ZM221 206V205H220ZM101 207V206H100ZM139 208H141V206H138ZM146 207H148V206H146ZM189 207V209H187V211L188 210H192V207H195L196 208V206H192V207H190V206H188ZM209 209L211 210H213L214 208H216L215 207V204H214V206H213V202H212V204H210L209 206ZM55 208H57V207H55ZM65 209V207H62V209ZM68 208V207H67ZM67 208L65 209V210H67ZM79 208V209H80ZM124 208V207H123ZM125 208H129V206L128 207H125ZM132 208V207H131ZM137 208V207H136ZM135 208V209H136ZM152 208V207H151ZM191 208V209H190ZM195 208H193V209H195ZM101 209V208H100ZM111 209V208H110ZM166 209V208H165ZM171 209V208H170ZM181 209V208H180ZM179 209V210H180ZM208 209V208H207ZM216 209H218V208H216ZM224 209V208H223ZM239 209V208H238ZM64 210V211H65ZM72 210H73V208H72ZM96 210V211H95ZM119 210L120 209H117V211L119 212ZM123 210V209H122ZM125 210V209H124ZM155 210V209H154ZM215 210V209H214ZM213 210V212H215L214 214H216V211H214ZM220 210V209H219ZM225 210V209H224ZM234 210V209H233ZM233 210H232V212H233ZM237 210V209H236ZM59 212L61 211V208H59V210H58ZM63 211V210H62ZM110 211V210H109ZM112 211V210H111ZM110 211V212H111ZM116 211V210H115ZM115 211L113 212L112 211V213H114V214H116L115 213ZM187 211H186V213H187ZM193 211V210H192ZM196 211L197 210H195V211H193L194 213H196ZM66 212V211H65ZM65 212H64V214H65ZM70 212H72V211H70ZM121 212V211H120ZM127 212H129V211H126V214H127ZM133 212H134V210H133ZM135 212H136V210H135ZM179 212V211H178ZM183 212H184V209H183ZM191 212V211H190ZM192 212V213H193ZM198 212H200V211H198ZM197 212V213H198ZM221 212V211H220ZM224 212H226V210L224 211ZM231 212V213H232ZM238 212V211H237ZM54 213V212H53ZM78 213V212H77ZM76 213V214H77ZM85 213H83V214H79L78 215V217L80 218V220H81V222H82V220H86L85 218H87V216L85 215ZM192 213H190V214H192ZM203 213V212H202ZM210 213V212H209ZM222 213V212H221ZM230 213V212H229ZM264 213V212H263ZM52 214V215H51ZM63 214V213H62ZM71 214V213H70ZM120 214V213H119ZM149 214V213H148ZM180 214V213H179ZM183 214H185V213H183ZM200 214V213H199ZM213 214V215H214ZM224 214V213H223ZM233 214H235V213H233ZM232 214V215H233ZM236 214H238V213H236ZM67 215V214H66ZM112 215V214H111ZM135 215V214H134ZM171 215V214H170ZM177 215V214H176ZM188 215H189V211H188ZM196 214H194V216H195ZM198 215V214H197ZM204 215V214H203ZM202 215V216H203ZM212 215V214H211ZM230 215V214H229ZM54 216V215H53ZM58 216V215H57ZM73 216V215H72ZM108 215H106V217H107ZM152 216H153V214H152ZM165 216V215H164ZM168 216V215H167ZM175 216V215H174ZM190 216H192V215H189L188 216V218L186 217V219H189V217ZM218 216H219V214H218ZM224 216V215H223ZM225 216H227V215H225ZM260 216H261V219H257L256 221L260 224V226L262 227V228H264V215L262 214H260ZM69 217H71V215L69 216ZM68 217V218H69ZM89 217V216H88ZM135 217V216H134ZM137 217V216H136ZM180 217V216H179ZM206 217V216H205ZM208 217H210V216H208ZM212 217V220H213V218L214 217H216L215 215H214V217L213 216H211ZM234 217V216H233ZM57 218V217H56ZM61 218H63L64 219V216L62 217L61 216ZM138 218H140V217H138ZM151 218V219H152ZM169 218V217H168ZM171 218V217H170ZM184 218H185V216H184ZM191 218V217H190ZM200 218H202V217H200ZM200 218H198L196 221H195V223H196V225L198 226V228H199V226L201 225L202 227H203V225H205L206 223H212L211 222V220H208L207 219V217H206V219L208 220V221H210V222H207V220H205L204 218H202V219H200ZM219 218V217H218ZM257 218H258V216H257ZM260 218V217H259ZM71 218H69V220H70ZM76 218H74L73 220H75ZM90 219V218H89ZM92 219V218H91ZM145 219V218H144ZM156 219H157V222L159 221V219H160V217H159V219H158V215H157V217H156ZM192 219V218H191ZM217 219V218H216ZM255 219V218H254ZM52 220V219H51ZM58 220V219H57ZM60 220V219H59ZM66 220V219H65ZM116 220V219H115ZM136 220H138V219H136ZM136 220H135V223H136ZM146 220V219H145ZM161 220V219H160ZM163 220V219H162ZM161 220V221H162ZM168 220V221H167ZM178 220V219H177ZM227 220V219H226ZM225 220V221H226ZM233 220V219H232ZM253 220V219H252ZM68 221V220H67ZM67 221H66V223H67ZM129 221V220H128ZM156 221V220H155ZM154 221V222H155ZM220 221V220H219ZM234 221V220H233ZM250 221V220H249ZM254 221V220H253ZM50 222V221H49ZM54 222V221H53ZM94 222V221H93ZM133 222V221H132ZM156 222V223H157ZM173 222V221H172ZM185 222V221H184ZM217 222V221H216ZM228 222V221H227ZM226 222V223H227ZM64 223H65V221H64ZM117 223V222H116ZM125 223V222H124ZM129 223V222H128ZM134 223V224H135ZM159 223H163V222H159ZM178 224L180 223L179 222V220H178V222H177ZM183 223V222H182ZM191 223V222H190ZM194 223V222H193ZM254 223V222H253ZM252 223V224H253ZM33 224H36L35 225V227H34V225ZM53 224V223H52ZM57 224V223H56ZM63 224V223H62ZM78 224V223H77ZM77 224H76V226H77ZM80 224V223H79ZM86 224V223H85ZM127 224V223H126ZM145 224V223H144ZM143 224V225H144ZM176 223H174V225H175ZM230 224V223H229ZM234 224V223H233ZM232 224V225H233ZM258 224V225H259ZM49 225V224H48ZM71 226H73L72 225V223L70 224ZM75 225V224H74ZM91 225V224H90ZM157 225H160V224H157ZM172 225H173V223H172ZM180 225H181V223H180ZM208 225V224H207ZM212 224H210V226H211ZM228 225V224H227ZM231 225V224H230ZM250 225V224H249ZM14 226H19V228L21 229V231L23 232V233H21V231H20V233L21 234H19V235H21L22 236V234L23 235H25V239H22V238H19L18 237V235L16 236V234H18V232L16 231V234L14 233V229H12ZM66 226V225H65ZM75 226V227H76ZM85 226V225H84ZM84 226H81V227H84ZM118 226V227H117ZM123 226V225H122ZM183 226H184V224H183ZM200 226V228L202 229V227ZM216 226H217V224H216ZM219 226V225H218ZM217 226V227H218ZM229 226V225H228ZM251 226V225H250ZM259 226V227H260ZM56 227V226H55ZM123 227H125V225L123 226ZM139 227V226H138ZM146 227V228H147ZM193 227V225L191 226H189V231H187V229H188V226H187V229H186V231H185V229L183 230L184 232H186V233H188V235L186 234V233H183L184 235L186 234L187 236H189V238L191 237L190 236V234H193L192 232H195V229H194V227H196L195 225H194V227ZM208 227V226H207ZM253 227V226H252ZM43 228V227H42ZM72 227H70V229H71ZM77 228H79L80 229V227H77ZM77 228H75V229H77ZM156 228V229H155ZM180 228H181V226H180ZM198 228L196 229L197 231H198ZM199 228V229H200ZM216 228V227H215ZM46 229V228H45ZM60 229V228H59ZM74 229V230H75ZM78 229V230H79ZM154 229H155V232H154ZM193 229H194V231H193ZM200 229V230H201ZM213 229V228H212ZM218 229V228H217ZM219 229H221V228H219ZM245 229V228H244ZM16 230V229H15ZM18 230V229H17ZM58 230V229H57ZM56 230V231H57ZM71 230H73V229H71ZM70 230V231H71ZM142 230H144L143 228H142ZM248 230H249V228H248ZM62 231V230H61ZM69 231V232H70ZM158 231V230H157ZM197 231H196V233H197ZM208 231H209V229H208ZM221 231V230H220ZM223 231V230H222ZM261 231V230H260ZM77 232V233H78ZM130 232H131V230H130ZM191 232V233H190ZM207 232V231H206ZM210 232V231H209ZM217 232H219L218 230H217ZM64 233V232H63ZM67 233V232H66ZM176 233V232H175ZM208 233V232H207ZM220 233V232H219ZM219 233H217V234H219ZM244 233V232H243ZM59 234H61V233H59ZM73 234V233H72ZM78 234H80V233H78ZM153 234H155L154 236H153ZM182 234V233H181ZM222 234V233H221ZM183 235V236H184ZM195 235V234H194ZM194 235H192V236H194ZM204 235V234H203ZM225 235V234H224ZM254 235H256V234H254ZM258 235V234H257ZM59 236V235H58ZM78 235H76V237H77ZM136 236V235H135ZM150 236H153V238H151ZM202 236V235H201ZM205 236V235H204ZM204 236H202V238L204 237ZM62 236H60V238H61ZM73 237H75V236H73ZM221 237V236H220ZM225 237V236H224ZM254 237H256V236H254ZM66 238V237H65ZM79 238V237H78ZM188 238V242L190 243V241H191V239H189ZM257 238V237H256ZM255 238V239H256ZM263 238V237H262ZM67 239V238H66ZM73 239V238H72ZM208 239V238H207ZM252 239V238H251ZM60 240V239H59ZM58 240V241H59ZM190 240V241H189ZM199 240V239H198ZM197 239L195 240L196 242V244L197 243H200L199 241H198ZM258 240H259V238H258ZM260 240H261V238H260ZM259 240V241H260ZM139 241V240H138ZM185 241V240H184ZM198 241V242H197ZM208 241H211V240H208ZM208 241H206L205 243H204V245L205 246H203L202 245V240H201V242L202 243H200L203 247H205V248H203L200 244H198V246H201L200 248H201V250L203 249L204 251H203V253H201V250H199V249H197L198 247L196 246V249L197 250H199L200 252H196L195 251V253L194 254H196V256L199 258V259H202L203 258V260H204V257H202L203 255L204 256H208V258H211V256L209 257V255H210V252L211 251H213L211 248H209V246H208ZM246 241V240H245ZM249 241V240H248ZM139 242H141V241H139ZM216 242V241H215ZM220 242V241H219ZM60 243H61V241H60ZM66 243H68V241L66 242ZM134 243H136V246L134 245ZM152 243V242H151ZM173 244V246H172V244ZM195 243H192L193 244V246H195ZM249 243V242H248ZM57 244V243H56ZM116 244H121V246H120V248L123 246V249L121 250L120 248H116L117 246H116ZM171 244V245H170ZM217 244V243H216ZM59 245V244H58ZM57 245V246H58ZM61 245V244H60ZM170 245V246H169ZM213 245V247H214V243L212 244ZM211 245V246H212ZM218 245V244H217ZM217 245H216V247H217ZM219 245H221L220 243H219ZM253 245V244H252ZM257 246H258V244H256ZM255 245V246H256ZM74 246V245H73ZM72 246V247H73ZM74 246V247H75ZM192 245H191V248L192 249H194L195 250V248L193 247ZM248 246V245H247ZM66 247V246H65ZM76 247V248H77ZM119 247V246H118ZM170 247H172L171 249H168V248H170ZM220 247V246H219ZM262 247H263V245H262ZM24 248L25 249H27V250H24ZM102 248V247H101ZM145 248H148V247H145ZM190 248V249H191ZM208 248L209 249H211V251H208ZM218 248V247H217ZM222 248V247H221ZM224 248V247H223ZM245 248V247H244ZM255 248V247H254ZM264 248V247H263ZM60 249H61V246H60ZM92 249H94V250H92ZM99 249L100 248H98V250L96 249V251H99ZM219 249V248H218ZM242 249V248H241ZM69 250V249H68ZM77 250V249H76ZM193 250V251H194ZM247 250H249V247L247 248ZM75 251V250H74ZM80 251V250H79ZM216 251L218 252V250L216 249ZM244 251H245V249H244ZM251 251H253V250H251ZM255 251H257V250H254V252ZM23 252V253H22ZM76 252V251H75ZM74 252V253H75ZM188 251H186V253H187ZM208 252H209V254H208ZM259 252V251H258ZM70 253V252H69ZM199 253V254H198ZM203 254V255H201V254ZM230 253V252H229ZM27 254V255H26ZM77 254V253H76ZM76 254H72L73 255V258H72V261L75 259V260H77V255ZM81 254H84V253H82L81 252ZM90 254V253H89ZM192 254H193V252H192ZM212 254V253H211ZM256 254V253H255ZM254 254V255H255ZM258 254V253H257ZM42 255H44L43 257H42ZM158 255V256H157ZM217 255V254H216ZM78 256H80L79 254H78ZM82 256H84V255H82ZM82 256H81V258H82ZM91 256V255H90ZM194 255H191V257L190 258H192V260H191V262H188L189 264H195V259H197L196 258V256H195V259H194V257H193ZM212 256H214L213 254H212ZM218 256V255H217ZM69 257H70V255H69ZM88 257H89V255H88ZM67 258V257H66ZM80 258V259H81ZM261 258V257H260ZM79 259V260H80ZM97 259V260H96ZM227 259V258H226ZM257 259V258H256ZM259 259V258H258ZM69 260V259H68ZM74 260V261H75ZM201 261V262H203L202 264H209L207 261ZM228 260V259H227ZM227 260L223 263V264H228V262H227ZM235 260V259H234ZM233 260V261H234ZM15 261V262H16ZM78 261V260H77ZM186 261V260H185ZM184 261V262H185ZM212 262H214L213 260H211ZM219 261V260H218ZM232 260L229 262V263H231V264H233V263H236V261H238V260H235L234 262H233ZM142 262H144V263H142ZM197 262H199L198 260H197ZM196 262V263H197ZM233 262V263H232ZM246 262V261H245ZM258 262H259V260H258ZM257 262V263H258ZM66 263V262H65ZM68 263V262H67ZM79 263V264H80ZM187 263V264H188ZM15 264V263H14ZM17 264V263H16ZM71 264V263H70ZM73 264V263H72ZM99 264V263H98ZM183 264H185V263H183ZM199 264V263H198ZM212 264V263H211ZM214 264V263H213ZM244 264H250L249 262L247 263H244ZM260 264V263H259ZM261 264H262V262H261ZM264 264V263H263Z\"/></svg>",
  "mask_w": 264,
  "mask_h": 264
}]
</instances>
